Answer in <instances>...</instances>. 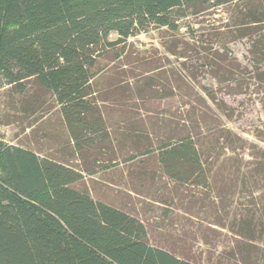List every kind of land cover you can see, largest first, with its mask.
Masks as SVG:
<instances>
[{
	"label": "trees",
	"instance_id": "trees-1",
	"mask_svg": "<svg viewBox=\"0 0 264 264\" xmlns=\"http://www.w3.org/2000/svg\"><path fill=\"white\" fill-rule=\"evenodd\" d=\"M221 9L229 13L227 20L201 18ZM158 29L166 34L163 60L173 56L169 65L177 68L128 54L130 39ZM239 40L248 43L245 67L226 46ZM102 56L112 63V80L100 87L105 91L93 86ZM127 56L132 64L123 60ZM199 77L213 84L203 87ZM251 86L264 102V0H0V87L19 96L29 88L49 95L81 158L111 149L105 116L120 111V103L134 113L135 98L145 105L179 97L187 104L153 123L150 148L141 147L136 128L143 130L144 121L137 111L124 122L125 134L138 154H154L161 173L180 190L214 191L224 204L237 191L243 194L250 180L264 182V147L240 143L239 134L225 131L220 112L228 109L216 98L218 87L242 94ZM177 115L187 116L184 127L175 122ZM222 151L236 169L230 192L221 195L224 186L216 187L211 175ZM81 175L68 162L0 140V264H194L152 246L142 221L95 201L78 184ZM242 197L264 208V196L259 200L249 190ZM251 204H237L236 214L243 215L231 222V231L246 240L264 227V219L255 223Z\"/></svg>",
	"mask_w": 264,
	"mask_h": 264
},
{
	"label": "rangeland",
	"instance_id": "rangeland-1",
	"mask_svg": "<svg viewBox=\"0 0 264 264\" xmlns=\"http://www.w3.org/2000/svg\"><path fill=\"white\" fill-rule=\"evenodd\" d=\"M201 18L215 24V21L227 20L229 13L223 9L216 12L210 10L203 13ZM161 33V29L151 30L130 39L128 54L130 51L137 58L145 60L150 57L158 58L166 68H177L178 63L169 65L176 60L173 56L169 57L168 62L163 60L166 55L160 43L161 36L166 34ZM113 39L114 36L111 37V40ZM226 46L237 62L245 67L248 43L245 40L234 43L229 41ZM130 58L127 56L126 60H123L132 64L133 60L130 61ZM109 59L110 57L103 56L99 58L100 75L93 81L94 88H100L107 80H112L108 73L112 65ZM121 65L123 64L120 63ZM141 70L142 68L137 69V74H140ZM245 71L248 72V69ZM249 77L246 73L245 81ZM197 80L200 84L202 82L203 87L213 84L209 78L199 77ZM218 88L216 98L222 99V108L232 112L231 117H228V110L220 112L221 124L225 131L239 134L236 137L238 142H251L264 147L262 94L253 93L252 86L242 94L225 92L223 89L220 92ZM99 90L105 91L103 88ZM27 93L28 95L19 96L7 87H0V140L4 143L20 146L40 156L68 162V166L72 168L76 167L82 174L78 184L84 185L95 201L122 208L141 220L146 227L149 242L154 247L163 248L194 264H264V227L258 230L251 240L238 237L231 231L233 219L236 215H243L236 214L235 206L239 204L247 207L253 203L250 198L242 195L251 190L253 196L260 200L264 196V182L252 180L251 184L250 180L245 185L243 194L237 191L231 200L226 198L227 202L224 204L217 203L214 191L197 188L192 191L188 187L180 190L178 184L171 182L161 173L154 154H138V145L125 134L124 122L137 111L136 114L141 115L144 121L143 130L139 126L136 128V132L142 137L141 147L150 148V140L153 143L155 138L153 123L162 119L165 114L169 116L181 109L187 101L176 97L151 101L144 105L135 98L131 103L137 107L139 105V109L134 113L120 103L119 105L123 106L119 108L120 111L109 110L105 116L112 138L111 149L105 150L103 147L101 154L81 158L74 153L52 98L40 94L35 88H29ZM213 112L219 116V109L215 104ZM186 120L187 116L177 115L175 122L184 127ZM178 131L180 132V127ZM154 147L151 146L152 149ZM229 157L231 156L228 152L222 151L218 163L212 166L213 184L216 187L224 186L221 195L230 192L229 185L233 175L231 169H236ZM150 176H153L152 180ZM234 178L237 183L238 176ZM259 202L261 201H255L254 205L250 206L256 224L264 219L263 204Z\"/></svg>",
	"mask_w": 264,
	"mask_h": 264
}]
</instances>
